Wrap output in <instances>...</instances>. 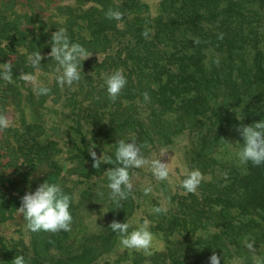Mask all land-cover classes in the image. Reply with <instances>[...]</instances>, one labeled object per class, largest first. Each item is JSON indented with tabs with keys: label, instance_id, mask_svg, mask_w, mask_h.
<instances>
[{
	"label": "trees",
	"instance_id": "obj_1",
	"mask_svg": "<svg viewBox=\"0 0 264 264\" xmlns=\"http://www.w3.org/2000/svg\"><path fill=\"white\" fill-rule=\"evenodd\" d=\"M100 1L98 8L95 4L82 11L69 7L58 18L53 9L59 8L60 0H0V64L13 65L12 81L0 79V117L7 121V126L0 127V171L5 173H0V225L18 214L24 189L37 188L41 174L50 178L61 171L57 159H62L60 141L65 136V142L71 145L68 162L93 161L89 148L93 147L98 155L102 145L113 147L108 149L113 150L110 154L115 159L116 142L133 138L150 161L164 146L159 139H171L182 132L186 140L191 127L195 129L190 138L191 152L201 158L199 170L209 165L212 175L214 160L208 157L210 154L199 156V152L215 138L216 131L220 129L229 140V135L237 138L240 134L244 114L264 120V108L258 107L264 106V102H259L264 101V56L260 48L247 70L233 64L232 44L226 50L227 69L216 63L206 66L205 49H219L223 43L217 42L205 13L196 9L188 17L177 13L178 17L167 19L169 25L162 31L140 15L144 10L141 0L97 3ZM256 1L264 9V0ZM109 9L120 11L123 18L109 19L105 15ZM152 18L159 24L163 20L156 14ZM58 28H65L74 42L92 54L82 62L81 80L71 86L57 85L56 64L48 55L51 34ZM168 42L171 44L165 48L159 46ZM33 51L42 56L39 71L28 61V54ZM116 69L123 70L127 84L113 101L102 85L104 75ZM41 72L50 74L51 80L37 84L22 78L23 73ZM38 87H48L50 91L38 94ZM220 87L222 91L218 93ZM9 110L14 113L10 117ZM191 120L194 126L190 125ZM170 128L175 136H169ZM206 160L208 165L202 164ZM114 166L101 164L103 168ZM228 168L231 171H227L224 185L221 183L225 176L215 174L213 179L205 173L197 190L201 194L192 195L197 201L196 210L194 202H185L180 212L171 213L164 236L173 241L174 253L161 259L140 255L132 264H161L167 258L177 264H209L213 252L220 257V264H249L244 256L249 261L258 259L264 246V164L237 162ZM138 169L144 171L143 167ZM30 175L34 178L30 179ZM9 178L18 187L9 188L5 184ZM217 211L228 218L232 254L218 243L202 240L196 232L202 222H207L209 213ZM206 227L211 229L212 224L206 223ZM90 230L84 225L82 232L88 234ZM70 231L71 235L69 231L52 234V242L47 243L49 251L43 255L35 249L30 254L26 242L11 244L0 237V264H12L16 254H23L28 264H124L127 259L124 254L115 253L118 256L111 260V253L103 248L93 251L88 235L81 234L77 237L80 242L73 244L74 224ZM181 248L184 251L179 254Z\"/></svg>",
	"mask_w": 264,
	"mask_h": 264
},
{
	"label": "rangeland",
	"instance_id": "obj_2",
	"mask_svg": "<svg viewBox=\"0 0 264 264\" xmlns=\"http://www.w3.org/2000/svg\"><path fill=\"white\" fill-rule=\"evenodd\" d=\"M41 1L43 2V0ZM141 1L144 10L140 11V15H142L151 26L152 24H157L158 28L162 31L166 25H169L168 22H166L167 19L178 17L177 13H186L183 14L185 17H188L194 9L205 13L209 17L210 27L214 29V32L217 35V42L223 43V45L219 46V49H216L213 46V48L210 47L207 49V52L205 49V53L207 54L204 57V64L206 66H212L216 63L221 64L227 69L229 64H225L227 59L225 56L226 50L230 49L231 44V51L235 57L233 64L235 63L242 69L247 70L248 67L252 65L253 55L257 51V48H260L263 51L264 56V9L256 0ZM90 4H95L98 8V5H101V1L97 3V0H60L59 8H54L53 11L58 18H62L63 12L65 13L69 7L77 8V10L82 11ZM94 13L96 14L97 11ZM155 14L156 16L159 15V19L160 17L163 19L160 21V24L159 20L156 23L153 21L152 17ZM180 28L182 29L183 27L180 26ZM169 43L170 42L161 43L159 46L164 47ZM228 43H230L229 46ZM35 76L37 78V84H44L51 80V75L48 73L41 72L35 74ZM214 89H216V84L214 85ZM221 91L222 87H220L218 93ZM219 96H221V93ZM259 102L261 103L264 101L260 100ZM262 105L263 104H260V106L258 105L259 109L264 108ZM260 111L261 110H259V112ZM13 114L14 113L10 111L8 117ZM190 122L192 123L190 125L194 126V121L191 120ZM255 122H257L255 116H247L244 114L242 117V123L244 125ZM175 130L178 131V129ZM194 130L195 129L191 127L187 130L189 135L187 134L186 140L183 139L182 136L185 134L182 135V132L179 134L180 137L177 136L171 139L160 137L161 140L159 139V144L164 145L165 147L163 146L164 148L162 147L163 149L161 148L159 153L157 152L152 159H160L161 162L165 163L168 169V177L163 180L157 179L152 174L149 166H144V171L138 168L130 169V178L133 188L128 194L127 199L120 201L119 205L112 200L110 190L107 188V178L105 175V170L107 168L101 166L100 169L94 168L93 161L90 159L68 162L67 159L70 155L69 151L71 145L65 142L66 136L64 137V140L60 141V156L62 155V159L61 157V160L57 159L58 164L62 167L61 171H59L54 177L51 176L50 178H47L46 174H41V177H39L35 185L38 187V185L44 182V180L56 182L59 183L65 193L71 197L70 212L73 217V236L75 238L73 244L76 242L77 245L80 242L77 237L81 234L88 235L87 240L89 246L94 244L93 251L98 252L103 248L105 251L111 253V260H114L118 254H124L128 259H124V264H132L134 258L140 255L146 258L153 256L157 259H161L162 256L169 257L171 253H174V248L171 244L173 241H171V239L168 240L164 236V228L168 227L167 225H169L168 222L173 210L178 213L185 205V202H190L191 204L194 202L192 197L194 192H187L179 186L180 180L187 172L195 169L199 170L198 161L201 162V158H196V152H191L190 138H192L191 133H193ZM173 131L174 130L171 128L168 130L169 136L174 135ZM237 136V138H235V136L229 135L228 137L230 138L228 140L220 129L216 131L215 138L208 142L205 150L199 152V156L207 157L210 154L208 157L214 160L217 169L215 168V173L213 172L214 174L211 175V167L208 165L207 160L206 162H202V164L206 163L208 165V168L206 166L204 170H199L202 173V178L205 176V173L213 179H216L215 174L220 176L223 175L225 178H223L224 182L221 184H225L227 171H231L228 166L240 162L236 156V150L239 147V143H242L243 141L240 139V134ZM179 139H182L181 143L178 142ZM45 141V139L41 140L43 144ZM108 148L112 149L113 147ZM108 148L107 145H102L100 147L101 152H99L97 157H100L106 152L107 155L110 154L113 150L111 151ZM193 156L194 158H192ZM191 160H193L192 163ZM0 173L3 172L0 171ZM31 177L33 176L30 175V179ZM5 184L11 189L18 187V184L10 178L5 180ZM32 188L33 191H35L36 188ZM146 189L150 190L146 191ZM24 190V194L31 191L30 189ZM197 190L198 187L195 191L196 193ZM197 194L200 195L201 193L198 191ZM202 195H204V193H202ZM194 204L196 205L193 206V209L196 210L198 207L197 201H195ZM157 208L162 209V211L157 212ZM221 209L227 211V208L224 206H222ZM14 217L0 225V237L5 238V240L11 244H17L20 241L19 245L24 242L28 243L27 245H29L30 254L33 253L34 249L42 255L48 252L49 247L47 243L48 241L52 242L51 237L54 233L45 231L32 232L26 228V221L19 212ZM208 217L207 222H202L203 224L200 229L196 230L199 234L197 235L200 236L202 240H210L214 243H218L225 252H228L227 250L229 249L232 254L234 249L230 246V242H228L232 239L228 238V234L230 235L231 232L229 230L228 218L222 212H211ZM257 218L258 217H256V219ZM113 220L129 223L130 231L133 228L138 227L143 221L147 220L149 222V228L153 233L151 247L147 251L124 247L121 244L120 236L108 227ZM257 220L259 221V218ZM206 223L212 224L211 229L206 227ZM84 225L92 229V231L90 230L91 232L88 234L82 232ZM221 229H223V233L221 232ZM69 235H71V231H69ZM259 250L260 249H258V252ZM183 251L184 250L181 248L179 254ZM115 253L118 254L115 255ZM179 257L184 259L182 256ZM244 257L249 264H264V246L263 252L259 255L258 259L249 261L251 259H248V256ZM191 259L193 260V257H191ZM161 264H177V262L167 258L166 260H162Z\"/></svg>",
	"mask_w": 264,
	"mask_h": 264
},
{
	"label": "clouds",
	"instance_id": "obj_3",
	"mask_svg": "<svg viewBox=\"0 0 264 264\" xmlns=\"http://www.w3.org/2000/svg\"><path fill=\"white\" fill-rule=\"evenodd\" d=\"M105 15L109 19L121 20L123 13L109 9ZM147 36V32L144 33ZM51 50L48 54L55 61V82L58 86H71L81 80L82 62L92 54L79 42H74L65 28H58L51 34ZM42 56L40 52L33 51L28 54V61L35 71L41 69ZM22 78L26 81H36L34 73H23ZM0 79L11 82L13 79V65L11 62L0 64ZM127 84V78L122 69H116L104 75L103 87L108 96L114 101L121 90ZM48 87H38V94H47ZM7 126V121L0 117V127ZM242 137V143L236 150V156L242 164L251 162L255 166L264 164V120H259L248 125H241L238 129ZM93 147L89 148L93 158V167L100 169L101 164L114 163V167L107 168V188L110 190L112 200L119 205L120 201L127 199L133 188L130 178V169L150 167L152 174L157 179H166L168 169L160 159L149 161L141 152L140 146L135 139H120L116 142L114 152L115 160L110 155H101L97 158ZM202 180V173L191 170L180 180L179 186L187 192H195ZM150 189H146L149 191ZM71 197L65 193L62 186L56 182L44 180L35 191L26 192L21 198L20 207L17 211L22 214L26 221V228L32 232L70 231L73 217L70 212ZM157 212L162 209L157 208ZM114 233L120 236L121 244L126 248L147 251L153 241V233L149 228V222L143 221L131 231L129 223L113 220L108 226ZM252 247L251 244L248 245ZM12 264H28L23 254H16ZM209 264H220V257L215 252L209 257Z\"/></svg>",
	"mask_w": 264,
	"mask_h": 264
}]
</instances>
